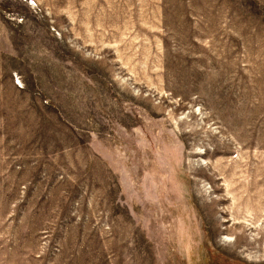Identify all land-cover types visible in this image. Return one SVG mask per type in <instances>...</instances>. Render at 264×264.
Wrapping results in <instances>:
<instances>
[{
	"label": "rangeland",
	"instance_id": "1",
	"mask_svg": "<svg viewBox=\"0 0 264 264\" xmlns=\"http://www.w3.org/2000/svg\"><path fill=\"white\" fill-rule=\"evenodd\" d=\"M0 264H264V0H0Z\"/></svg>",
	"mask_w": 264,
	"mask_h": 264
},
{
	"label": "crops",
	"instance_id": "2",
	"mask_svg": "<svg viewBox=\"0 0 264 264\" xmlns=\"http://www.w3.org/2000/svg\"><path fill=\"white\" fill-rule=\"evenodd\" d=\"M6 113H7V109L5 108L3 104L0 103V114L6 115Z\"/></svg>",
	"mask_w": 264,
	"mask_h": 264
}]
</instances>
